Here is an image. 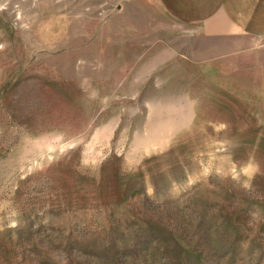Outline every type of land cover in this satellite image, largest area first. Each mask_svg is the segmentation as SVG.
<instances>
[{
    "label": "rangeland",
    "instance_id": "1",
    "mask_svg": "<svg viewBox=\"0 0 264 264\" xmlns=\"http://www.w3.org/2000/svg\"><path fill=\"white\" fill-rule=\"evenodd\" d=\"M0 264H264V36L0 0Z\"/></svg>",
    "mask_w": 264,
    "mask_h": 264
},
{
    "label": "crops",
    "instance_id": "2",
    "mask_svg": "<svg viewBox=\"0 0 264 264\" xmlns=\"http://www.w3.org/2000/svg\"><path fill=\"white\" fill-rule=\"evenodd\" d=\"M166 14L184 23L225 19L232 30L264 36V0H158Z\"/></svg>",
    "mask_w": 264,
    "mask_h": 264
}]
</instances>
